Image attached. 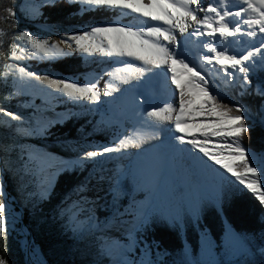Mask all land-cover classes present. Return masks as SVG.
Returning a JSON list of instances; mask_svg holds the SVG:
<instances>
[{
  "label": "rangeland",
  "instance_id": "rangeland-1",
  "mask_svg": "<svg viewBox=\"0 0 264 264\" xmlns=\"http://www.w3.org/2000/svg\"><path fill=\"white\" fill-rule=\"evenodd\" d=\"M56 1L59 0H54V2ZM66 1L70 4L78 3L87 10L97 7L80 3L79 0ZM145 2H147V0H145ZM6 3L7 0H0V6L6 5ZM52 4L53 0H24L22 1V10L29 18H32L38 13L40 7ZM237 8L239 9L240 7L237 6ZM118 13L119 15L113 20V22L108 24H94L84 27L70 28L59 26H40L33 31H23L34 34L36 38L47 40L49 45H57V47L63 51V55H57L54 58L48 59H41L39 56L31 59H15L13 53H15L16 56L24 57L32 56L33 53V49L31 48L30 44H28L25 39L20 38V36L11 49V61L9 62V65L4 73V77L7 80L5 96L8 98L22 97L26 100V113L21 115L22 120H19L20 124H22L20 126V135H23L24 138H13V141L15 142V148L13 149V152L19 163L20 171L24 176V179L19 183L18 190L20 191V194H22L24 200H27V198H41L49 192L54 180L56 179V176L60 172L65 169H71L73 166L77 165H90L92 169L89 172V176L92 179H95L98 184L92 185L89 181H84L85 183L83 185V189L94 191L95 195L90 197L85 196L81 200L72 201L68 205V208L64 210L63 214L69 220L70 224L74 223L78 219L81 226L87 228V236L97 235L99 238H102V248L109 255H113L116 260H120L124 263L135 260L136 264H140L141 261H144L145 264H147L148 261H151L152 264H154L155 260L153 257L154 255L152 254H156V256L158 255L153 251L150 245L144 242V240L141 238L142 231L144 230L145 226L149 224L150 218H152L155 214H159L161 218L170 224L177 223L179 229L183 231L182 219L184 211H186L195 221L198 218L199 208L205 200L212 201V203L216 205L220 204L221 190L226 185L228 186L230 184L238 186L244 190L247 189H245L243 185H239L238 182L236 184H231L229 181L224 180L220 173H217L213 174L211 178L214 181L217 189L214 196L205 192L203 189L197 188L194 191L190 186H188V182L197 183V179L193 178V174L194 172H203V170H200L201 165L199 164L200 160L203 161V158L200 153L194 154L193 150H189L187 151V154H189L188 157H190L191 160H189L190 162L187 161L189 164L187 165L186 170L192 174V181H190V179L185 175L181 177L179 172L175 174V178L177 179L180 186L186 190H189L190 194L188 193L185 195V202H181V206L173 207L169 212H167L164 206L156 202L154 203L152 198L154 195L151 191V188L146 185L147 182L144 181L143 174L139 170L134 171L135 161L129 157L128 149H123L121 152H113L103 156H97L94 159L80 158L87 151L100 152L105 146L118 147L119 141L127 136L131 129L135 126V121L130 116L132 114L130 111L136 108V104L137 107L140 105L139 108L142 107L145 110H150L156 106V101L164 97H155L153 100L150 99L148 104L143 106V100L147 98L148 95L150 98L152 94L150 95L149 91H146L145 94H140V91L137 90L138 96L136 94L135 102H131L129 104L123 102L122 97L125 91L123 89L124 85H122L120 80L114 79L113 76L106 75V73H115L116 65L123 63H117L113 61H127L128 59H131L127 57L109 58L112 62L109 67L103 68L98 73H87L79 78H63L53 74L33 71L23 62L41 63L57 61L63 59L64 57L71 56L73 53L78 54L84 60H95L100 56L105 57L100 53L87 54L76 50V45L74 42H72V47L70 48L68 47V43L64 41V37L73 34H82L83 31L90 30L92 27L98 25L119 24L142 26V21L145 19L138 17V14L130 13V10H118ZM123 13L129 14L125 15ZM127 17H131V19L127 20ZM232 39L241 41L240 44L234 45L232 49L239 53H246L247 51L253 50L255 47L260 46L261 40H264V34L258 33L256 38H250L247 35H237ZM17 45L23 47L25 51L21 52ZM201 54L203 53H199L197 58H200L199 61H201L202 65H205L211 69L210 72L202 71L198 66V63H196L195 66L197 71H200L202 75L207 74V76L210 78V84L214 85L220 93L225 95L227 94L226 89H228L230 86L241 84L239 79L241 74L236 73L237 78L229 83L225 80L224 74L222 72L214 71V69L218 68L219 66L215 65V63L211 65L206 64ZM256 59L259 60L260 57L257 56ZM139 65H141V67L143 66V64ZM20 68H24L26 72L36 73L40 79H30L27 76L22 77L19 71ZM144 69L147 70L144 71L141 78L145 76V79L147 77L149 80L153 77H157L155 73L162 72L161 69L150 68V66H147L146 68L144 67ZM258 71H264V67L257 64L250 72L255 73ZM44 77H48V79H62L70 82L75 81L80 84L98 80V87L100 88L101 92H103L106 82L110 81L117 88L121 89V91L114 92L112 96L108 97H104L102 95L101 100L97 103H91L86 100L75 102L70 101L67 97L57 92L53 86L48 84ZM170 77L171 73L169 72L167 79H169L168 81L171 83ZM156 87L157 86H152L151 88V92L154 94H156L155 92L158 90ZM161 88L162 85L160 86V89ZM35 100H41V105L35 106L33 104ZM62 103L79 104V111H84L87 112L89 116H94L93 121L98 128H112L114 131V136L110 142L107 144L94 141L43 143L29 137L27 138V136H31V134L37 136L42 134L45 132V129H48L49 126H52L56 123H62L65 119H67V117L74 113V111L70 109L64 112H55L56 107ZM262 111H264V106L262 107ZM153 150V148L150 150L147 149L146 155H144L145 161L142 168L148 169V175L153 173L156 164ZM251 153L255 158V164L253 166L259 165L260 167H264V164L261 163L260 159L262 156H264V153ZM180 163L182 164V161H180ZM221 170V173H223L224 170ZM209 173L210 172H207V174ZM225 175L231 176V174L227 173H225ZM125 176L135 179L136 183L133 191L136 194L128 202V204H124L122 206L121 200L126 194L121 190V185ZM207 177L209 176L207 175ZM183 178L185 180H183ZM199 179L202 181L206 180V176L201 174ZM232 180H234V177ZM261 188L264 190V179L261 181ZM198 192L201 193L202 198L200 199L199 203L196 204V194ZM252 194L256 197L255 193ZM107 195L111 196L110 202L103 204L100 200L103 201V198ZM1 199L6 203V215L8 212L12 211V209L8 207L5 199L2 197ZM190 202L193 204V206H191ZM262 206L264 208V205ZM101 210L105 212V217L103 219L98 218L96 215V212L99 213ZM221 219V230L223 235L222 244L227 250V261L233 260L236 261L237 264H253V262L257 263L263 260L258 254H256L255 257L256 261L251 259V251L247 247L242 237L237 233L234 226L230 223L228 208L221 212ZM6 226V237H0V257L4 258L8 264H26L27 262L25 263L24 261L25 252L23 249V243L27 240L31 242L32 252L35 254L38 262L40 264H47L39 248L32 243V239L30 238L28 230H26V235L25 233L24 235L22 234L20 221L13 218L6 219ZM71 227H75V225L71 224ZM230 233L232 234L231 238L229 235ZM200 254L205 264L218 263V259L214 251V244L210 236L205 232L200 233ZM101 264L109 263L103 262ZM259 264H264V260L259 262Z\"/></svg>",
  "mask_w": 264,
  "mask_h": 264
},
{
  "label": "trees",
  "instance_id": "trees-1",
  "mask_svg": "<svg viewBox=\"0 0 264 264\" xmlns=\"http://www.w3.org/2000/svg\"><path fill=\"white\" fill-rule=\"evenodd\" d=\"M22 1L24 0H7L6 5L0 6V158L5 190L16 207L14 211L22 210L23 223L32 243L39 248L47 264H101L103 262L136 264L135 260L125 263L116 260L102 248V238L97 235L87 236V228L81 226L78 219L71 223L75 227H71L69 220L63 214L72 201L95 195L94 191L81 188L84 181H89L92 185L98 184L89 176L92 169L90 165H77L63 170L56 176L46 195L37 199H23L18 187L24 176L13 152L15 148L13 138H24L20 135L22 124L19 120H12L5 114L11 112L21 116L26 113L25 98L5 96L7 80L4 73L11 61V49L21 32L33 31L40 26L70 28L108 24L119 15L118 10L107 6H97L87 10L78 3L70 4L66 0H59L52 5L40 7L38 13L29 18L22 10ZM7 9H12L15 16H10ZM97 58L84 60L73 53L57 61L23 63L33 71L63 78H79L87 73H98L111 65L108 57ZM249 78L252 81L250 89L241 91L238 85L230 86L226 89L224 102L229 106L242 104L246 107L252 127L244 135L243 144L249 151L260 154L264 153V118L259 116V111H262L264 106V98L258 95L257 90L264 85V71L249 72ZM33 104L40 106L41 100H35ZM79 107V104H60L55 112L70 109L74 113L62 123L49 126L48 130L42 134L38 136L31 134L27 138L43 143L69 141L109 143L114 136L113 129L98 128L94 124V116L79 111ZM135 183L134 178L124 177L121 190L126 195L121 200L122 206L128 204L135 196L136 193L133 191ZM110 197L107 195L103 201H100L103 204L109 203ZM0 202H3L1 197ZM226 208L229 209L230 223L251 251V259L255 260L258 254L264 260V208L248 190L229 184L221 190L219 208L211 201L205 200L199 208L198 218L195 221L186 211L183 212V231L179 229L177 223L170 224L159 214L150 218L149 224L142 231L141 238L157 253L158 256L152 254L154 264H205L200 254L201 232L210 236L218 259L217 264H237L233 260L227 261V250L222 244L221 212ZM96 215L103 219L105 212L101 210L99 213L96 212ZM259 262H253V264H259Z\"/></svg>",
  "mask_w": 264,
  "mask_h": 264
},
{
  "label": "snow or ice",
  "instance_id": "snow-or-ice-1",
  "mask_svg": "<svg viewBox=\"0 0 264 264\" xmlns=\"http://www.w3.org/2000/svg\"><path fill=\"white\" fill-rule=\"evenodd\" d=\"M79 2L89 6H107L116 10H130V13L138 14V17L145 19L142 21V26L98 25L83 31L82 34L65 36L64 41L68 43V47L71 48L72 42H74L76 50L83 53H100L108 58H131V60L150 66V68L161 69L162 72H157L155 75H164L166 80L170 72L169 87L175 85V88L172 89L174 94H177L178 90V112L177 107H174L173 104L165 103L163 107H153L151 111H147V117L155 118L157 121H169L172 119V113L175 112V132L181 135L174 138L181 143L190 144L208 161L224 170L223 173H220L224 180L231 184L238 182L239 185H243L245 189L255 193L260 204L264 205V190L261 188L264 167L253 166L255 158L243 144L244 135L252 127L246 107L242 104L229 106L225 103L224 94L210 84L207 74L202 75L200 71H197L195 65L190 66L191 61L186 63V58H181L183 54L175 51V48L181 46V41L177 39V32L180 36L188 33L190 36L207 37V40L203 41L201 45L207 53L203 57L204 62L209 65L213 63L218 65L219 67L214 71L222 72L225 80L229 83L237 78L236 73L241 74L239 76L241 84L238 87L241 91L250 89L252 81L249 78V72L257 64L264 67V40H261L259 47L246 53H239L231 46L240 44L241 41L230 38L237 35L256 38L258 33L264 34V0H256V3H253V0H243V4L247 7L235 12L226 6H217L221 4V0H216V4L208 3L207 5L202 4L201 0H147V2L145 0H79ZM249 10L254 15L245 18L244 14ZM7 12L10 16H15L12 9H7ZM200 13L204 15L200 16ZM151 22L160 23L152 24ZM241 25L246 28H242ZM189 29L192 31L189 32ZM19 36L30 44L33 53L29 57L16 56L13 53L15 59H31L37 56L41 59H48L64 54L57 45H49L47 40L36 38L32 33L22 32ZM162 41L173 45L174 48L170 49ZM17 47L21 52L25 51L23 47L19 45ZM257 56L260 57L259 60L256 59ZM113 62L125 64V71L132 74L134 65L130 61ZM177 64H180L188 75L186 84L182 85L177 78ZM146 70L139 69L138 71L143 75ZM19 71L22 77L40 79L36 73L26 72L24 68H20ZM119 71L120 69H116V73ZM106 75L128 83L127 77H119L114 73H106ZM44 79L57 92L75 102L86 100L97 103L101 100L102 95L108 97L112 96L114 92L121 91L110 81L106 82L104 90L101 92L98 80L80 84L75 81L48 79V77H44ZM186 90H188L187 96ZM193 90L205 98L198 108H192ZM257 93L261 98H264V85L257 90ZM205 113L209 118L215 117V119L198 120V117ZM5 114L12 120H22L20 115L11 112ZM259 116L264 118V111H259ZM219 125H226V127H219ZM189 128L196 129L199 136L192 134V138H187L184 133ZM47 130L45 129V131ZM129 146L139 147L131 137H126L119 141L118 147L105 146L100 152L87 151L80 158L94 159L97 156L121 152ZM260 159L264 164V156ZM219 169L216 171L219 172ZM225 173L231 174V176H227ZM233 177L234 180H232ZM2 194V190H0V195ZM5 212L6 203L0 202V237H6L7 234ZM229 235L231 238L232 234ZM0 264H8V262L0 257ZM140 264H145V262L141 261ZM147 264H152V262L148 261Z\"/></svg>",
  "mask_w": 264,
  "mask_h": 264
},
{
  "label": "bare ground",
  "instance_id": "bare-ground-1",
  "mask_svg": "<svg viewBox=\"0 0 264 264\" xmlns=\"http://www.w3.org/2000/svg\"><path fill=\"white\" fill-rule=\"evenodd\" d=\"M202 4L207 5L208 3L216 4V0H201ZM253 3H256V0H253ZM220 7H227L228 9H231V11H237L241 8H246L247 6L243 4V0H221V4L217 5ZM237 6L240 8L238 9ZM237 8V9H236ZM200 16H203V13L199 14ZM212 15V14H209ZM250 15H254L249 12L244 14V17L247 18ZM231 19V18H230ZM152 24H159L160 22H151ZM167 27V26H165ZM195 27V25H193ZM242 28H246V26L241 25ZM192 29H189V32H191ZM261 36V35H260ZM177 39L181 41V46L179 48H175L176 53H182L183 56L181 58H186L185 62L191 61L190 66L195 65L198 63V66L201 68L202 71H208L210 72L211 68H208L205 65L201 64V61H199V53L201 56L204 57L206 55V50L202 48V42L207 40V37H195L190 36L188 33H185L183 36H180L177 32ZM232 39V38H230ZM166 46H168L170 49L174 48L173 45H168L167 42L162 41ZM232 45L231 47H233ZM252 47V45H251ZM252 49V48H251ZM127 61H130L131 64L134 65V68L132 70V74L130 75L128 72L125 71V64H117L115 68V75L119 77H127L128 83H123V102L126 104H129L131 102H135V96L137 94V90L140 91V94H145L146 91H149L150 95L152 96L149 98V95L147 98L143 100V106L148 104V101L150 99L153 100V98H161L164 97L158 101H156L155 107H163L165 103L173 104L174 107L178 106L179 103V96H178V90L177 94H174L172 89L175 88V85H171L169 87L170 82L169 79L166 80L164 75L157 76L156 78L153 77L152 79H145V76L141 78V73L138 71L139 69L146 68V65H143L139 61H134L131 59H128ZM204 64V63H203ZM116 69H120L119 73H116ZM144 73V72H143ZM176 75L179 79L180 83L186 84L188 80V75L184 72L182 66L180 64L176 65ZM210 75V73H209ZM149 80V81H148ZM120 82V83H121ZM162 85V88L160 89V86ZM152 86H157L158 89L156 94L152 93L151 88ZM186 90V96H187ZM193 104L192 108H198L200 104H202L204 97L202 95H198L193 90ZM138 96V94H137ZM155 100V99H154ZM138 102V101H136ZM140 106V105H139ZM134 108L130 111L132 113L130 116L135 121V126L131 129L130 133L125 136L131 137L133 141H135L136 144L139 145V147H132L129 146V157H131L135 161V167L134 171L139 170L143 176L144 181L147 182L146 185L151 188V191L153 193V201L154 203H158L164 208L167 212L171 210L173 207H179L181 206V202H185V195L190 194L189 190H186L182 186L178 184L177 179L175 178L176 173H180V176L183 177V175L187 176L190 181H192L191 177L192 174L186 170L187 165L190 162V157H188L189 154H187V151L193 150L194 154H198V150L192 148L190 144L187 143H181L178 139H175L174 137L181 135L180 133L175 132V115L176 113H172V119L169 121H157L155 118H149L147 117L146 113L150 110H145L142 107ZM142 106V105H141ZM178 112V107H177ZM190 119V117H189ZM205 119H215V117L209 118L207 116V113L201 115L198 117V120H205ZM219 127H226V125H219ZM211 131V129H209ZM187 138H192V134H195L196 136H199V132L196 131L194 128L187 129L186 133H184ZM202 139V137H200ZM122 139V140H123ZM215 139V138H214ZM153 148V153L155 155L156 164L154 171L151 175H148V169H143L142 166L144 164V158L146 155V150ZM202 160H200L199 164L200 170L203 172H194V177L197 179V183H189L188 186H190L194 191L198 189H203L205 192L215 195L217 189L216 185L214 184V181L211 179L213 174L221 173V169L217 165L212 164L211 161H208L206 157H203V154L200 153ZM182 161V164L180 163ZM188 161V162H187ZM172 166V167H171ZM216 169H219V172L216 171ZM207 172H210L207 174ZM203 174L206 176V180H200L199 176ZM207 175L209 177H207ZM1 176L3 177V173L0 171V190H2L3 193V184L1 182ZM183 180H185L183 178ZM187 183V182H186ZM4 198V193L2 194ZM202 198L201 193L196 194V204L199 203L200 199ZM7 202V199L4 198ZM189 202V201H188ZM191 206L193 204L190 202ZM195 204V206H196ZM8 205V202H7ZM9 207V205H8ZM11 209V207H9ZM14 210L8 212L5 216L6 219H17L18 218L12 217ZM22 234H27L26 230L24 228L21 229ZM31 242L25 241L23 243V249L25 252V263L26 264H40L35 256V254L32 252L31 249Z\"/></svg>",
  "mask_w": 264,
  "mask_h": 264
},
{
  "label": "water",
  "instance_id": "water-1",
  "mask_svg": "<svg viewBox=\"0 0 264 264\" xmlns=\"http://www.w3.org/2000/svg\"><path fill=\"white\" fill-rule=\"evenodd\" d=\"M0 171L3 173V169H2V165H1V158H0ZM1 182H2V184H3L4 198L7 199V202H8L9 207H11V209L14 210L16 207L12 204V199L8 197V194H7L6 190H5V182H4V178H3L2 176H1ZM1 197L3 198L2 195H1ZM4 198H3V199H4ZM211 202H212V201H211ZM215 205H216V204H215ZM216 206L219 208V205H216ZM12 217L18 218L19 221H20V224H21V229L24 228L25 230H27L26 227H25V225H24V223H23V212H22L21 209H19V210H17V211H14ZM26 232H27V231H26ZM24 261H25V260H24Z\"/></svg>",
  "mask_w": 264,
  "mask_h": 264
}]
</instances>
